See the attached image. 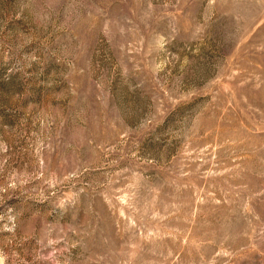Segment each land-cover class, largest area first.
I'll return each instance as SVG.
<instances>
[{
	"label": "rangeland",
	"instance_id": "rangeland-1",
	"mask_svg": "<svg viewBox=\"0 0 264 264\" xmlns=\"http://www.w3.org/2000/svg\"><path fill=\"white\" fill-rule=\"evenodd\" d=\"M0 264H264V0H0Z\"/></svg>",
	"mask_w": 264,
	"mask_h": 264
}]
</instances>
